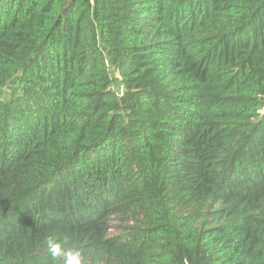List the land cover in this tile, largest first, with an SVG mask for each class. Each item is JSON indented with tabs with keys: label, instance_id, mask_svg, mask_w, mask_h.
<instances>
[{
	"label": "trees",
	"instance_id": "1",
	"mask_svg": "<svg viewBox=\"0 0 264 264\" xmlns=\"http://www.w3.org/2000/svg\"><path fill=\"white\" fill-rule=\"evenodd\" d=\"M49 236L264 264V0H0V264Z\"/></svg>",
	"mask_w": 264,
	"mask_h": 264
},
{
	"label": "clouds",
	"instance_id": "2",
	"mask_svg": "<svg viewBox=\"0 0 264 264\" xmlns=\"http://www.w3.org/2000/svg\"><path fill=\"white\" fill-rule=\"evenodd\" d=\"M46 247L53 260L63 257V264H85L83 252L79 248L70 247L65 249L64 243L51 236L46 239Z\"/></svg>",
	"mask_w": 264,
	"mask_h": 264
},
{
	"label": "rangeland",
	"instance_id": "3",
	"mask_svg": "<svg viewBox=\"0 0 264 264\" xmlns=\"http://www.w3.org/2000/svg\"><path fill=\"white\" fill-rule=\"evenodd\" d=\"M131 223L129 222H124L120 218H113L112 220V231L111 234L113 235H121L122 233L125 232V228H127Z\"/></svg>",
	"mask_w": 264,
	"mask_h": 264
}]
</instances>
